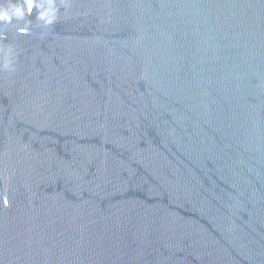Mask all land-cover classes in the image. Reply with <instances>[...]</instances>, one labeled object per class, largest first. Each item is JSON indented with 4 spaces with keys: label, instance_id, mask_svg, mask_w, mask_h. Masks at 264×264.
Listing matches in <instances>:
<instances>
[{
    "label": "water",
    "instance_id": "water-1",
    "mask_svg": "<svg viewBox=\"0 0 264 264\" xmlns=\"http://www.w3.org/2000/svg\"><path fill=\"white\" fill-rule=\"evenodd\" d=\"M0 264H264V0H0Z\"/></svg>",
    "mask_w": 264,
    "mask_h": 264
}]
</instances>
